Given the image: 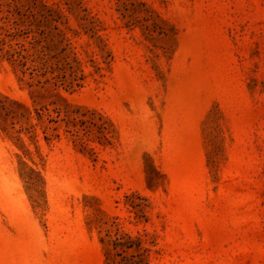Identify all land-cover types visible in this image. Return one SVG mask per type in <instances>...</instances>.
<instances>
[{
	"label": "rangeland",
	"instance_id": "obj_1",
	"mask_svg": "<svg viewBox=\"0 0 264 264\" xmlns=\"http://www.w3.org/2000/svg\"><path fill=\"white\" fill-rule=\"evenodd\" d=\"M17 23L5 50L63 32L83 71L0 57V264H106L109 230L264 264V0H0Z\"/></svg>",
	"mask_w": 264,
	"mask_h": 264
},
{
	"label": "trees",
	"instance_id": "obj_2",
	"mask_svg": "<svg viewBox=\"0 0 264 264\" xmlns=\"http://www.w3.org/2000/svg\"><path fill=\"white\" fill-rule=\"evenodd\" d=\"M17 25V27L14 26L13 28L6 29L1 34L3 38L0 39V57H7L11 62L17 64L24 76L31 68V75H33V70L34 72H44V75L56 72L57 70L65 72L72 70L74 76L77 75L79 70L83 71L78 53L75 51L72 43L69 42L70 39L63 32H60L63 36L60 43H64L65 41L67 43L62 48H60L59 44H46L42 38L34 35L30 41V47L17 42L15 45L10 44V48L5 50V45L8 44L7 37H11L14 40L21 37L20 33L26 30L21 28L19 23ZM12 29L14 30L10 31ZM30 32L27 31L25 33L29 35ZM31 49H35L34 54H29ZM37 64L40 66L34 68ZM53 80L57 87L69 84L72 88L75 85L74 82H77V79L67 82L66 78L62 80L58 75L51 78L47 77L45 81L48 83ZM77 85L81 86V84ZM42 114L39 112L40 116ZM101 242L105 249L106 264H151L152 254L156 252L154 250L156 246L155 239H150L148 234L143 235L138 233L134 235L130 232L120 230L113 233L109 230L106 236L101 238Z\"/></svg>",
	"mask_w": 264,
	"mask_h": 264
}]
</instances>
